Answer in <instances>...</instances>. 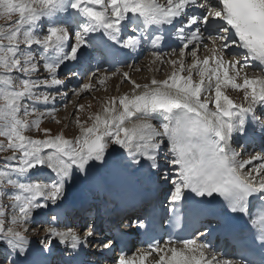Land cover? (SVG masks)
Listing matches in <instances>:
<instances>
[{
  "label": "snow or ice",
  "instance_id": "1",
  "mask_svg": "<svg viewBox=\"0 0 264 264\" xmlns=\"http://www.w3.org/2000/svg\"><path fill=\"white\" fill-rule=\"evenodd\" d=\"M0 19V154L9 153L0 155V264H90L89 255L109 264H264V148L245 158L233 147L264 144V0H0ZM144 45L152 63L171 67L165 79L109 75ZM93 63L73 95L107 91L114 76L130 92L117 89L85 119L77 104L71 138L42 127L61 123L64 70L76 76ZM112 182L153 193L168 185L163 215L146 197L106 227H97L99 203L72 226L85 189ZM141 230L146 246L132 252L128 236Z\"/></svg>",
  "mask_w": 264,
  "mask_h": 264
},
{
  "label": "rangeland",
  "instance_id": "2",
  "mask_svg": "<svg viewBox=\"0 0 264 264\" xmlns=\"http://www.w3.org/2000/svg\"><path fill=\"white\" fill-rule=\"evenodd\" d=\"M15 18V17H14ZM7 23V21H5L4 19H0V25H5ZM150 59V57H148ZM146 58V59H148ZM154 64V63H153ZM138 65H140L142 68L139 71H135L136 66L138 67ZM146 65V66H145ZM136 66L132 69L134 70V73L136 75H139L140 79H141V83L143 84V82L147 83L148 81H150L154 75H153V70L155 72V68L157 66H153L151 65L149 60H145L138 62V64L136 63ZM139 66V67H140ZM133 66H130L129 69H131ZM152 67V69H151ZM163 68L160 70L158 67L156 68V75L158 77V79H165V75L167 76V74H169V68H167L166 65L162 66ZM158 69V70H157ZM151 70V71H150ZM124 71V70H122ZM259 71L257 70V73ZM64 75H66L65 73H63L61 75V79H64ZM133 75V74H132ZM90 74H87L86 76H84V80L82 83L84 82H88L89 78H90ZM68 80L65 81V84L68 83V85L66 87H63L61 89L62 92H68V97L65 100V102L63 103V105H60L61 101L64 100H57V103L55 104V107L60 106L61 109L57 111L56 113V119L60 120L61 123L60 124H56L54 121H51L50 118L45 119L43 121L42 127H50L52 128L53 132H56L58 129L63 130V132L65 133L66 136H68L69 138L73 137L74 135L78 134V129L74 123V112L76 111L75 106L77 104H83L86 106V110L84 113H80L81 115V119H85L88 112H97L100 110L101 108V104L103 102V99L107 96L110 95H117V89H119V94L125 93V92H130L131 89V85L129 83H123L121 85V77L120 76H114L112 77L108 82H107V91L104 90V87H100L97 86V89L94 90L91 93H84L82 94V97L78 98L77 96L72 94V87L70 85H72V83L74 82L73 77L70 78L68 75ZM165 77V78H164ZM115 80V81H114ZM119 80V81H118ZM80 83V84H82ZM80 86V85H79ZM79 86L76 87V89L79 88ZM75 89V88H74ZM230 95H232V97L234 99L237 100V102H239L240 100V96L235 93V92H231ZM67 104V108L64 107V105ZM88 105H91V108H87ZM2 139V138H0ZM9 153H4V154H0V155H7ZM6 203L8 201H5ZM47 227V225H45V228ZM33 236H35V232L32 233ZM44 233L43 231L40 232V236H43Z\"/></svg>",
  "mask_w": 264,
  "mask_h": 264
},
{
  "label": "bare ground",
  "instance_id": "3",
  "mask_svg": "<svg viewBox=\"0 0 264 264\" xmlns=\"http://www.w3.org/2000/svg\"><path fill=\"white\" fill-rule=\"evenodd\" d=\"M172 47H175V45H172ZM167 50V51H166ZM162 51H163V53H170L171 52V48L169 47V49H168V47H163V49H162ZM146 52L147 51H144V53H143V55L141 56V58L142 57H144L145 56V54H146ZM146 58H148V57H146ZM140 59V60H142L143 62L146 60H149L150 61V63H151V65H152V67L153 66H157L160 70L163 68L162 66H164V65H166L167 66V68H169V73H170V71H171V67L168 65V64H163V65H161L159 62H156V63H152L151 61H152V57H150V59L148 58V59ZM136 65H133V67L131 68V69H129V67H127L126 69H124V71H126V72H128L129 73V75H130V77H131V79H133V80H135L137 83H141V79H140V77H139V75H136L135 73H134V70H132L134 67H135ZM140 65H138V67L136 66V68H135V71H138L137 69H140L141 70V66L139 67ZM146 66V65H145ZM102 67H106V68H108V65L107 64H105V65H103ZM152 67H151V69H152ZM156 67V68H157ZM113 68H115V67H112V68H110V69H113ZM156 68H155V72H156ZM110 69H109V75L111 74V71H110ZM143 69V68H142ZM116 70V69H115ZM114 70V71H115ZM121 71H122V69H120ZM158 70V69H157ZM151 71V70H150ZM254 71H256V69L254 70ZM113 72V71H112ZM154 72V70H153V75H154V77L156 78V79H158V77H157V75H156V73ZM133 74V75H132ZM168 75V74H167ZM116 77V76H115ZM115 77H114V79H115ZM165 77H166V75H165ZM164 77V78H165ZM115 81V80H114ZM119 81V80H118ZM149 82V81H148ZM143 83H145V82H143ZM142 84V83H141ZM62 89V88H61ZM62 103H64V102H62ZM57 107H58V109L57 110H60L61 109V107L60 106H58L57 105ZM255 152H260L259 150H258V146H254L253 147V149L251 150V151H249L248 152V154H246V157L249 155V154H252V153H255ZM245 157V158H246ZM131 186L132 188H138L139 187V185L138 184H135V183H123V182H112L111 184H110V186H109V188L110 189H112L120 198H128L129 197V194H128V189L126 188L127 186ZM90 187H94V186H90ZM108 188V189H109ZM86 189H88V188H86ZM85 189V190H86ZM79 189L78 188H74V189H72V191L70 192V197H72V198H75V197H77V196H79ZM85 197V199H86V196H84ZM85 203V202H84ZM80 217H81V215L79 214V216H77L74 220H73V224H72V226H74V227H77L78 225H77V223L80 221ZM42 232V231H41Z\"/></svg>",
  "mask_w": 264,
  "mask_h": 264
}]
</instances>
